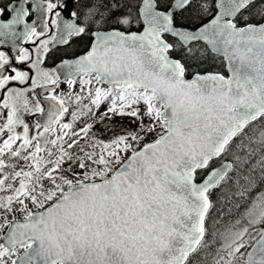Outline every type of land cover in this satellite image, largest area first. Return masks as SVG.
Returning <instances> with one entry per match:
<instances>
[{"label":"snow or ice","instance_id":"obj_1","mask_svg":"<svg viewBox=\"0 0 264 264\" xmlns=\"http://www.w3.org/2000/svg\"><path fill=\"white\" fill-rule=\"evenodd\" d=\"M28 3L66 6L0 3V264H264V0H73L44 40Z\"/></svg>","mask_w":264,"mask_h":264},{"label":"flooded vegetation","instance_id":"obj_2","mask_svg":"<svg viewBox=\"0 0 264 264\" xmlns=\"http://www.w3.org/2000/svg\"><path fill=\"white\" fill-rule=\"evenodd\" d=\"M16 2L18 3V0H0V3L2 4H7V3H13ZM51 2L56 3L57 0H51ZM62 3H64L66 6L64 8H60L57 7V9H55L53 11V13H37V12H33L32 11V4L28 3L26 5L28 11H29V15L25 18V22L26 23H32L33 20L37 19V16L40 15L41 18H47L48 22H49V28H48V32L47 35L45 36H41L39 38V40H44V39H49L51 37V35L57 31L56 28L51 26V19L54 18L55 16V12L59 11L61 13V17L58 19H71L70 16V12L72 10H78L75 8V4L73 3V0H61ZM47 0H45V6H46ZM4 20L9 19V15L6 13L4 15V17L2 18ZM40 21L37 20V24H39ZM38 31H42L41 28L38 27L37 29ZM39 40H37L36 38H34V42L33 43H29V44H18L20 47H24L26 49V51L29 53V55L31 57H35V47L39 45ZM50 51L48 53V55L45 58V64L42 65L43 67H47L49 69H51L52 67L55 66L56 63H58L60 61V58L63 57L65 55V46L63 45H56L55 47H52V45H49ZM0 51H3L5 53V55L10 56V58L12 59V61H15V56L18 55V50L16 52H13L11 46H5V45H0ZM71 51V49H69V52ZM26 65L22 64V65H18V67L24 68ZM67 86L62 84L61 88H66ZM37 91H39V89H37ZM36 117L34 116H27L26 120L28 123H32V121L35 119Z\"/></svg>","mask_w":264,"mask_h":264},{"label":"trees","instance_id":"obj_3","mask_svg":"<svg viewBox=\"0 0 264 264\" xmlns=\"http://www.w3.org/2000/svg\"><path fill=\"white\" fill-rule=\"evenodd\" d=\"M212 69L214 71L220 72L225 75V67L224 63L221 58L217 59L213 64H212ZM215 199V197H213Z\"/></svg>","mask_w":264,"mask_h":264},{"label":"water","instance_id":"obj_4","mask_svg":"<svg viewBox=\"0 0 264 264\" xmlns=\"http://www.w3.org/2000/svg\"><path fill=\"white\" fill-rule=\"evenodd\" d=\"M17 43H18V44H21L22 42H19V41H18ZM221 59H222V58H221ZM224 67H225V65H224ZM227 75H228V73H227L226 68H225V76H227ZM35 119H36V118H35ZM35 119H34V120H35Z\"/></svg>","mask_w":264,"mask_h":264}]
</instances>
